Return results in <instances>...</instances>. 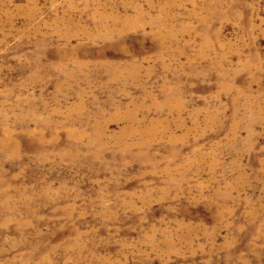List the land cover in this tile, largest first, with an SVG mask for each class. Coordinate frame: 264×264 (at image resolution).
I'll list each match as a JSON object with an SVG mask.
<instances>
[{
  "label": "rangeland",
  "instance_id": "374dc122",
  "mask_svg": "<svg viewBox=\"0 0 264 264\" xmlns=\"http://www.w3.org/2000/svg\"><path fill=\"white\" fill-rule=\"evenodd\" d=\"M0 264H264V0H0Z\"/></svg>",
  "mask_w": 264,
  "mask_h": 264
}]
</instances>
